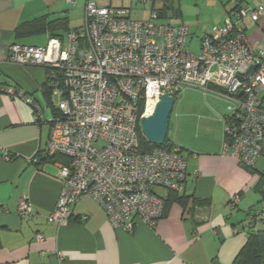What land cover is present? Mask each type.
I'll return each mask as SVG.
<instances>
[{
    "label": "built area",
    "instance_id": "1",
    "mask_svg": "<svg viewBox=\"0 0 264 264\" xmlns=\"http://www.w3.org/2000/svg\"><path fill=\"white\" fill-rule=\"evenodd\" d=\"M66 2L77 6L76 0ZM263 17L264 5L229 13L222 26L200 38L195 52L189 27L160 21L164 18L155 10L141 20L129 8L86 0L81 32L49 38L45 46L13 44L10 62L51 70V88L59 96L45 152L68 161L61 165L64 187L48 220L68 224L78 200L89 195L116 228L133 231L138 220L154 226L166 205L155 189L181 193L188 162L173 144L141 153L140 123L150 116L151 104L163 95L177 97L185 87L223 91L232 103L224 151L241 166L256 168L264 157V51L253 49L242 22ZM26 101L36 121L46 122L43 107L31 97ZM238 202L234 196L229 205ZM17 212L27 219L36 216L26 198ZM249 223L252 230L264 227V197ZM37 240L45 237L37 234Z\"/></svg>",
    "mask_w": 264,
    "mask_h": 264
},
{
    "label": "crops",
    "instance_id": "2",
    "mask_svg": "<svg viewBox=\"0 0 264 264\" xmlns=\"http://www.w3.org/2000/svg\"><path fill=\"white\" fill-rule=\"evenodd\" d=\"M49 1L0 0V264H234L252 232L249 213L258 209L263 197L264 157L255 169H249L225 153V122L232 115L229 110L216 112L215 131L199 130L190 121L181 135L177 125L171 135L170 118L169 140L182 149L188 162L180 194L191 198L186 209L169 202L154 226L138 220L134 230L128 231L114 227L96 199L84 195L74 206L68 224L48 220L64 187L60 177L63 163L45 161L48 122L56 114L55 105L48 103L44 95L45 89L53 92L52 76L40 66L12 63L9 55L13 44L48 43L47 33L18 38L16 31L21 25L44 16L50 21L70 22L73 6L66 0H52L53 5ZM234 2L230 9L224 6L225 13L219 15L214 28L222 26L238 5H264V0ZM242 26L253 49L264 51V17L257 23L245 19ZM190 33V49L198 52L201 37L195 38L191 29ZM41 37L46 39L45 45L40 44ZM10 91L23 92L26 97ZM210 93L217 101H224L225 97L213 88ZM27 97L43 107L46 122L36 121ZM155 193L168 199L166 190ZM234 196H239V202L232 207L229 202ZM23 198L33 205L36 216L32 219L18 215ZM194 199L211 203L193 205L191 211ZM37 234L45 240L38 241Z\"/></svg>",
    "mask_w": 264,
    "mask_h": 264
},
{
    "label": "rangeland",
    "instance_id": "3",
    "mask_svg": "<svg viewBox=\"0 0 264 264\" xmlns=\"http://www.w3.org/2000/svg\"><path fill=\"white\" fill-rule=\"evenodd\" d=\"M52 1V0H51ZM49 1V5H53ZM235 0H179L181 8V16L179 18H171L170 22L173 24H184L192 30L195 38H200L201 35L209 29H213L219 21V15L224 12V6L228 9L235 5ZM100 7L110 6H126L130 7L133 12V16L136 19L148 18L153 11V4L143 5L139 0H96ZM51 3V4H50ZM156 7H160L156 4ZM70 14V29L71 31L81 32L85 25V0H78L77 7H72L69 10ZM166 21V19L160 20ZM40 44L45 45L46 39L40 38ZM179 99L174 106L171 115L170 134L173 135L176 125L179 126L180 135L186 125V122H193L198 126L199 130L206 131L218 130L217 123L214 120L216 112L227 111L231 107V101L224 98V101L216 100L215 95L210 91H204L198 88H184L178 95ZM51 101L54 105L59 102V96L52 92ZM230 111V110H229ZM47 117L50 115V111L46 112ZM143 135V132L141 131ZM144 136V135H143ZM202 140V138H199ZM198 141V139L196 140ZM161 188L155 190L160 192Z\"/></svg>",
    "mask_w": 264,
    "mask_h": 264
},
{
    "label": "trees",
    "instance_id": "4",
    "mask_svg": "<svg viewBox=\"0 0 264 264\" xmlns=\"http://www.w3.org/2000/svg\"><path fill=\"white\" fill-rule=\"evenodd\" d=\"M152 4L154 6L153 10L157 11L161 17L166 19V21H170L171 18H179L181 16V8H180L179 0H153ZM156 4H159L160 7L157 8ZM239 9H241L240 5L235 7L233 11H237ZM69 24H70L69 19H57L50 21L47 18V16H44L40 19L21 25L17 29L16 34L18 38H25L31 35H39L43 33L49 34L50 38H64L69 32H71ZM46 70L50 72L52 76L51 70H49L48 68H46ZM212 88L213 90L219 93H223V91L217 87H212ZM51 94L52 93L49 89H45L44 95L48 103H51ZM139 142H140V152L143 154H149L154 152L156 149L165 148L171 145L169 137H167L165 144L163 146H156L152 144L141 134V128H139ZM47 160H59L63 164H66L68 161L67 158H65L64 156L50 157L46 155L45 161ZM249 169H255V168H249ZM263 186H264V182L261 186L262 195L264 197ZM168 192L169 195H168V199L166 200V205L169 202H177L180 205H182L185 209L189 206L191 200L190 197L182 196L180 195L181 193L178 192H172V191H168ZM210 203L211 202L209 200L200 201L194 199L190 209L192 211L193 205L195 207L210 206ZM251 213H249V215ZM234 264H264V227H261L258 230H252V232L248 236L246 245L235 259Z\"/></svg>",
    "mask_w": 264,
    "mask_h": 264
},
{
    "label": "water",
    "instance_id": "5",
    "mask_svg": "<svg viewBox=\"0 0 264 264\" xmlns=\"http://www.w3.org/2000/svg\"><path fill=\"white\" fill-rule=\"evenodd\" d=\"M254 68L252 67L250 71ZM176 101V97L163 95L156 104L153 114L142 118L140 123L141 131L144 137L152 144L156 146L165 144L169 134L170 118Z\"/></svg>",
    "mask_w": 264,
    "mask_h": 264
},
{
    "label": "bare ground",
    "instance_id": "6",
    "mask_svg": "<svg viewBox=\"0 0 264 264\" xmlns=\"http://www.w3.org/2000/svg\"><path fill=\"white\" fill-rule=\"evenodd\" d=\"M154 109H155V105L154 104H151L150 107H149V110H148V114L149 115L153 114Z\"/></svg>",
    "mask_w": 264,
    "mask_h": 264
}]
</instances>
